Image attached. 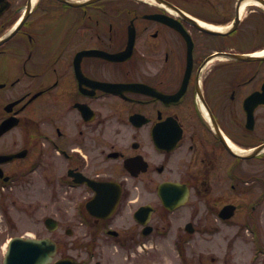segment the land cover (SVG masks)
I'll return each instance as SVG.
<instances>
[{
    "label": "flooded vegetation",
    "instance_id": "1",
    "mask_svg": "<svg viewBox=\"0 0 264 264\" xmlns=\"http://www.w3.org/2000/svg\"><path fill=\"white\" fill-rule=\"evenodd\" d=\"M263 1L0 0V247L264 264Z\"/></svg>",
    "mask_w": 264,
    "mask_h": 264
},
{
    "label": "water",
    "instance_id": "2",
    "mask_svg": "<svg viewBox=\"0 0 264 264\" xmlns=\"http://www.w3.org/2000/svg\"><path fill=\"white\" fill-rule=\"evenodd\" d=\"M56 252L57 244L50 237H16L9 243L5 264H50ZM54 264H78V261L66 258Z\"/></svg>",
    "mask_w": 264,
    "mask_h": 264
},
{
    "label": "rangeland",
    "instance_id": "3",
    "mask_svg": "<svg viewBox=\"0 0 264 264\" xmlns=\"http://www.w3.org/2000/svg\"><path fill=\"white\" fill-rule=\"evenodd\" d=\"M6 241V240H5ZM1 242L2 246L0 247V264H3V252H4V242ZM204 250H206V253L208 252L209 258L206 259H199L198 257H193L192 259H188V264H225V261H230L231 264H233L234 259L232 258H226L228 251H234V249L230 246L229 243L226 242H220V241H214L210 242L208 244H203ZM207 248V249H206ZM161 250H164V248H161ZM59 253L57 254V257L59 256ZM207 253V254H208ZM211 257L216 258L219 262L212 263ZM160 264H182L183 260L176 258V257H168V258H161Z\"/></svg>",
    "mask_w": 264,
    "mask_h": 264
},
{
    "label": "bare ground",
    "instance_id": "4",
    "mask_svg": "<svg viewBox=\"0 0 264 264\" xmlns=\"http://www.w3.org/2000/svg\"><path fill=\"white\" fill-rule=\"evenodd\" d=\"M252 3H257L256 1H254V0H247L246 2H245V4L244 5H246V4H252Z\"/></svg>",
    "mask_w": 264,
    "mask_h": 264
}]
</instances>
